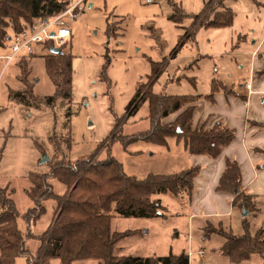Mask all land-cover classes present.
Returning a JSON list of instances; mask_svg holds the SVG:
<instances>
[{"label": "rangeland", "instance_id": "374dc122", "mask_svg": "<svg viewBox=\"0 0 264 264\" xmlns=\"http://www.w3.org/2000/svg\"><path fill=\"white\" fill-rule=\"evenodd\" d=\"M205 5L214 11L228 8L233 15L232 22L224 27L193 29L192 15L202 12ZM80 6L77 17L69 23L71 36L63 49L72 56L70 98H58L52 103L43 101L54 94L55 88L45 69L48 51L42 45L35 46L32 57H17L10 63L2 57L10 53L8 42L0 46V186L8 185L12 190L19 213L16 226L32 256L37 255L40 238L53 222L56 202L44 201L45 213L29 226L23 216L33 206L26 194L31 186L28 173L49 170L50 163L55 162V145L58 157L64 155L67 161L103 159L107 156L106 141L113 129H116L114 133L123 135L148 130L146 108L141 106L130 114L128 105L139 84L148 82L152 64L159 65L152 82L153 93L204 95L210 91L212 78L234 88L237 94L241 90L245 93V82L264 63V0H221V3L216 0H84ZM176 8L178 14L180 8L186 15L173 20L170 16L176 13ZM7 21L5 30L10 36L12 24ZM32 23L25 25L29 27ZM109 25L111 31L107 33ZM262 38L259 56L255 57L253 50ZM107 60L105 82L99 73ZM21 63L29 70L27 80L33 83L32 92L39 103L21 96L9 97L11 91L23 87L18 78ZM262 75L254 72L253 79H249L251 89H264ZM263 98L262 94L254 93L248 99V107L249 114L263 124L260 127L264 131ZM43 153L49 160L40 163ZM110 153L122 164L126 175L137 179L148 174L175 173L187 166L184 163L187 159L179 158L167 144L140 140L124 148L120 141H114ZM260 165L262 162L257 166L260 168ZM52 183L55 193L64 192L63 184L57 180ZM251 194L255 205L245 215H242L244 208L232 206L226 199L229 215L210 217L209 222L203 218L190 221L192 250L202 247L206 251L204 264H232L220 252L224 237L217 233L205 234L209 224L215 228L221 225L226 232L242 235L246 222L252 235L262 228L264 240V185L258 182ZM152 197L159 200L164 216L115 215L112 218V231H140L118 244L115 250L119 254L147 257L178 254L182 249L187 252L190 197L184 193L178 197L162 193ZM15 264L28 262L25 256H18ZM44 264H59V261L51 259ZM72 264H98V260L86 258ZM190 264H199L197 255L190 258ZM240 264H264V253H254Z\"/></svg>", "mask_w": 264, "mask_h": 264}, {"label": "trees", "instance_id": "16d2710c", "mask_svg": "<svg viewBox=\"0 0 264 264\" xmlns=\"http://www.w3.org/2000/svg\"><path fill=\"white\" fill-rule=\"evenodd\" d=\"M216 1L221 3V0ZM66 4L64 0H0V46L7 42L9 36L5 30L8 27L7 20L11 21L12 33L23 32L34 19L54 15ZM206 5L202 12L192 15L193 29L199 26L224 27L232 22L233 15L228 8L214 11V9L209 10ZM175 12L170 16L173 20L186 15L180 8L179 14L177 8ZM110 27L109 25L107 33L111 31ZM65 46L61 49L63 50ZM45 47L49 45L45 44ZM32 56L33 54L30 55ZM108 65L109 60L102 64L99 73L101 80L105 82L108 79L106 75ZM19 66L18 78L23 87L21 90L11 91L9 97L21 96L30 102L39 103L40 100L32 92L33 83L27 80L28 68L24 63ZM152 67L148 82L139 84L128 105L130 114L135 113L141 106L146 108L148 130L123 135L114 133L116 129H113L106 141L107 156L103 159L79 158L74 162L67 161L64 155L58 157L57 145H55L53 155L55 162L50 163L49 170L44 173L33 171L28 173L27 178L31 186L26 189V194L33 206L23 216L29 226L45 213L44 201L54 199L56 202L53 222L40 238L41 246L37 255L32 256L25 248L24 236L16 226L19 213L12 198V190L8 189V185L0 186V264H15L18 256H25L28 264H44L51 259H58L59 264H72L76 260L86 258H95L98 264H188L185 250L178 254L170 252L164 256L119 254L118 250H115L118 243L140 231H112L110 226L115 215L138 218L164 216L161 212L162 205L152 195L162 193L178 197L184 193L190 197L200 167L190 166L175 173L148 174L143 179H137L124 173L122 164L110 153L111 145L114 141H120L125 148L129 143L140 140L166 145L168 138H175L177 141H183L190 154L216 158L234 139L235 130L221 121L215 122L209 128L202 124L193 129L192 115L195 109L193 103L201 96L153 93L152 82L159 65L152 64ZM45 69L55 92L43 101L52 103L58 98H70L71 54L48 52L45 56ZM258 74H264V67ZM220 83L213 80L211 90L204 98L213 99L219 88H224ZM177 112L179 113L173 120L163 122L164 118ZM52 180L64 185L65 190L62 194L55 193ZM216 189L229 192L233 196L232 206L250 210L251 205H255L254 197L241 190V170L235 160L225 159V168ZM243 225L242 235L226 232L221 225L215 228L209 224L205 227L206 235L217 233L224 237L225 241L220 247V252L232 264H240L254 253L261 255L264 253L263 229L260 228L252 235L248 231V224L244 222Z\"/></svg>", "mask_w": 264, "mask_h": 264}, {"label": "crops", "instance_id": "0c3cea01", "mask_svg": "<svg viewBox=\"0 0 264 264\" xmlns=\"http://www.w3.org/2000/svg\"><path fill=\"white\" fill-rule=\"evenodd\" d=\"M263 38L253 50L254 52L256 51L255 57L259 56V46L262 44ZM47 51L49 52V48ZM261 65L259 63L260 67L258 66L259 68L257 70H253L252 75H254L255 71L258 73L263 69L264 63L262 62ZM252 75L249 79H253ZM262 76L264 81V74ZM213 80L218 79H211L210 90ZM223 85L224 88H219V91L214 94L211 100L204 98L210 91L204 95L197 94L201 97L193 103L195 109L192 115L193 128L202 124L211 127L215 122L221 121L235 130L234 139L222 150L221 154L216 158L200 154H190L186 150L183 141H177L175 138L167 139V147H171L172 152L178 154V157L182 160L187 159L184 161V163L187 162V166L180 168L178 171L190 166L200 167V171L194 179V186L190 196L191 213L187 220L189 221L188 230L190 229V221L194 219L203 218L205 222H209L208 218L210 217L227 216L230 214V206L226 199H229L231 202L233 196L229 192L218 191L216 189L219 178L225 168L226 158L235 160L238 163L241 170V190L243 192L253 196L251 193L254 191L256 184L258 185V182H260L261 186L264 185L262 183L264 182V131L260 127L263 124H260L256 118H253L249 114L250 109L248 107L249 97L252 98L254 93H260L264 96V89L259 88V90H253L252 88L251 93L248 94L247 88L243 86L246 90L245 93L241 90L237 94L234 88H229L224 83ZM263 99L261 100L262 103L264 102ZM178 113H173L169 117L167 116L165 118L167 121L165 122L173 120ZM260 162H262V165L259 168L257 165ZM190 235V245H192L193 238L191 233Z\"/></svg>", "mask_w": 264, "mask_h": 264}, {"label": "built area", "instance_id": "2783aa9c", "mask_svg": "<svg viewBox=\"0 0 264 264\" xmlns=\"http://www.w3.org/2000/svg\"><path fill=\"white\" fill-rule=\"evenodd\" d=\"M64 1L68 3L58 13L47 17L37 18L25 31L12 33V35L8 36L9 39L7 42L10 53L2 56L6 60V63L13 61L17 57L21 58L33 54L36 45H42L45 47V44H48L49 47L53 46L61 48L67 44L68 39L71 36L69 23L77 17L76 12L81 9L80 5H82L83 0ZM49 47L46 48L48 49ZM245 87L248 89V92L251 93L252 85L250 81L246 82ZM188 240L189 245L186 252L188 264H190V258L195 254L198 256L199 264H204L206 251L200 247L196 250H192L190 245V233L188 234Z\"/></svg>", "mask_w": 264, "mask_h": 264}, {"label": "water", "instance_id": "95a60500", "mask_svg": "<svg viewBox=\"0 0 264 264\" xmlns=\"http://www.w3.org/2000/svg\"><path fill=\"white\" fill-rule=\"evenodd\" d=\"M90 6V5H89ZM8 39H9V37H8ZM49 52L50 53H53V54H62L63 53V50L61 49V48H58V47H53V46H50L49 47ZM264 100V99H263ZM49 160V157L45 154V153H43L42 154V157H41V159H40V163H44L45 161H48ZM244 210V213L242 214V215H245L247 212H246V209L244 208L243 209Z\"/></svg>", "mask_w": 264, "mask_h": 264}]
</instances>
